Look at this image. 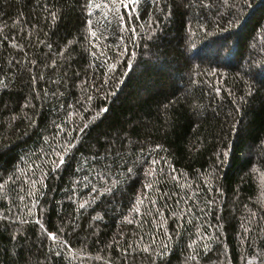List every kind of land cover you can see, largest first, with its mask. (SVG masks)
<instances>
[{
	"label": "trees",
	"instance_id": "trees-1",
	"mask_svg": "<svg viewBox=\"0 0 264 264\" xmlns=\"http://www.w3.org/2000/svg\"><path fill=\"white\" fill-rule=\"evenodd\" d=\"M0 264H264V0H0Z\"/></svg>",
	"mask_w": 264,
	"mask_h": 264
},
{
	"label": "snow or ice",
	"instance_id": "snow-or-ice-1",
	"mask_svg": "<svg viewBox=\"0 0 264 264\" xmlns=\"http://www.w3.org/2000/svg\"><path fill=\"white\" fill-rule=\"evenodd\" d=\"M120 2H121V4L123 5L124 4V0H120ZM138 2V0H128V3L129 4H133V3H137ZM133 11H135V9H133ZM131 171V170H130ZM81 207H83V205L81 206ZM48 238L49 239H53L54 237H53V234L52 233H49L48 234ZM145 251H147V249H145Z\"/></svg>",
	"mask_w": 264,
	"mask_h": 264
}]
</instances>
